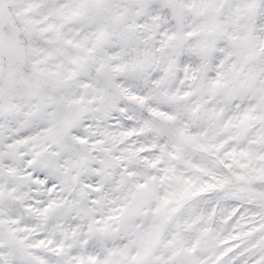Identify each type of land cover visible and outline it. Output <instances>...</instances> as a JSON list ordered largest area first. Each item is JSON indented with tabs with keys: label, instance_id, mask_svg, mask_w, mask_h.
<instances>
[{
	"label": "snow or ice",
	"instance_id": "obj_1",
	"mask_svg": "<svg viewBox=\"0 0 264 264\" xmlns=\"http://www.w3.org/2000/svg\"><path fill=\"white\" fill-rule=\"evenodd\" d=\"M0 264H264V0H0Z\"/></svg>",
	"mask_w": 264,
	"mask_h": 264
}]
</instances>
